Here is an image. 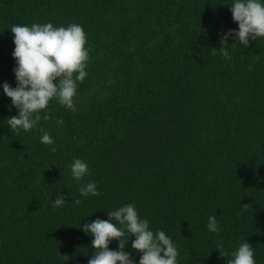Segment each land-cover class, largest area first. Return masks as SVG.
<instances>
[{"label":"trees","instance_id":"16d2710c","mask_svg":"<svg viewBox=\"0 0 264 264\" xmlns=\"http://www.w3.org/2000/svg\"><path fill=\"white\" fill-rule=\"evenodd\" d=\"M228 4L0 0V85L16 84L12 25L79 23L92 50L76 111L53 100L29 132L7 126L17 109L0 87V264H87L93 238L80 225L126 203L172 237L179 264H227L217 244L231 253L246 239L264 264V39L213 51L238 27ZM74 158L89 163L83 181ZM89 180L100 196H80ZM58 191L69 203L53 209Z\"/></svg>","mask_w":264,"mask_h":264},{"label":"clouds","instance_id":"9594fccd","mask_svg":"<svg viewBox=\"0 0 264 264\" xmlns=\"http://www.w3.org/2000/svg\"><path fill=\"white\" fill-rule=\"evenodd\" d=\"M227 6L238 27L219 33L220 50H213L225 58L229 57L231 45L241 44L247 48L251 41L264 39V0H229ZM9 30L13 34L16 84L13 87L5 81L0 87L11 101L9 110L17 109L16 115L6 119L10 130L29 132L41 119H50L49 104L53 100L66 110L76 111L78 87L88 76L92 51L83 25L15 24ZM230 39L234 41L232 44L228 43ZM56 123L63 125L64 121L57 119ZM40 130V142L52 145L54 137L48 131ZM69 168L72 179L78 182L91 175L89 163L80 158H74ZM78 191L85 198L101 195L97 183L91 180L83 183ZM72 202L79 205L82 201ZM67 203L65 195L58 191L51 208H62ZM107 217L80 225L82 231L93 238L91 248L94 251L87 264H179L178 245L164 230L153 229L149 220L141 217L135 203L107 211ZM206 228L210 233L220 232L215 215L207 217ZM113 241L117 243L115 249L109 247ZM129 242L132 251L126 250ZM216 249L222 257H232L227 264H257L255 249L247 239L241 240L231 253L223 250L222 243H218ZM132 252L139 254V260ZM64 257L69 260L68 256Z\"/></svg>","mask_w":264,"mask_h":264}]
</instances>
